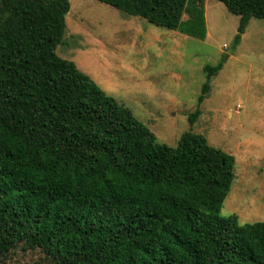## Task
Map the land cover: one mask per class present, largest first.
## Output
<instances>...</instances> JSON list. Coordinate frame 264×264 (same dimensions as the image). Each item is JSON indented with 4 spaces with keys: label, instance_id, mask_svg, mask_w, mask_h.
Here are the masks:
<instances>
[{
    "label": "trees",
    "instance_id": "obj_1",
    "mask_svg": "<svg viewBox=\"0 0 264 264\" xmlns=\"http://www.w3.org/2000/svg\"><path fill=\"white\" fill-rule=\"evenodd\" d=\"M94 1L206 37L205 0ZM218 1L239 19L234 46L264 21V0ZM69 8L0 0V257L22 244L52 264H264V222L218 216L234 157L191 130L175 147L157 142L60 58ZM222 64L204 66L199 103Z\"/></svg>",
    "mask_w": 264,
    "mask_h": 264
},
{
    "label": "rangeland",
    "instance_id": "obj_2",
    "mask_svg": "<svg viewBox=\"0 0 264 264\" xmlns=\"http://www.w3.org/2000/svg\"><path fill=\"white\" fill-rule=\"evenodd\" d=\"M68 2L56 54L129 109L157 142L175 147L191 130L209 146L232 155L235 176L218 216L235 215L240 225L264 222V21L251 19L234 46L239 19L218 0H205L204 40L94 0ZM222 60L199 103L204 66ZM195 110L200 115L191 126L188 118ZM0 264L52 261L42 251L18 244L0 257Z\"/></svg>",
    "mask_w": 264,
    "mask_h": 264
},
{
    "label": "built area",
    "instance_id": "obj_3",
    "mask_svg": "<svg viewBox=\"0 0 264 264\" xmlns=\"http://www.w3.org/2000/svg\"><path fill=\"white\" fill-rule=\"evenodd\" d=\"M239 110H240V106H237V107L235 108V110H234V113L237 114V113L239 112Z\"/></svg>",
    "mask_w": 264,
    "mask_h": 264
},
{
    "label": "water",
    "instance_id": "obj_4",
    "mask_svg": "<svg viewBox=\"0 0 264 264\" xmlns=\"http://www.w3.org/2000/svg\"><path fill=\"white\" fill-rule=\"evenodd\" d=\"M67 15H65V17H66Z\"/></svg>",
    "mask_w": 264,
    "mask_h": 264
}]
</instances>
